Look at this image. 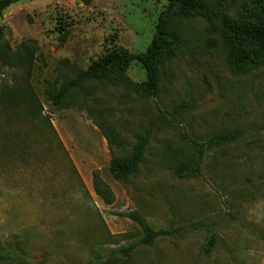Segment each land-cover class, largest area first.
Instances as JSON below:
<instances>
[{
  "label": "rangeland",
  "instance_id": "rangeland-1",
  "mask_svg": "<svg viewBox=\"0 0 264 264\" xmlns=\"http://www.w3.org/2000/svg\"><path fill=\"white\" fill-rule=\"evenodd\" d=\"M244 2L225 0L227 15L254 16ZM168 3L21 0L0 15V264H264V65L235 72L218 24L170 20L181 44L156 97L134 59L122 81L88 80L51 106L54 89L110 52L146 54ZM231 132L238 139L210 147L193 177L194 143ZM146 134L137 171L117 180L112 159H129ZM131 214L179 233L144 246ZM130 246V258L114 253Z\"/></svg>",
  "mask_w": 264,
  "mask_h": 264
},
{
  "label": "trees",
  "instance_id": "trees-1",
  "mask_svg": "<svg viewBox=\"0 0 264 264\" xmlns=\"http://www.w3.org/2000/svg\"><path fill=\"white\" fill-rule=\"evenodd\" d=\"M20 1L0 0V15ZM244 3H247L248 6L255 5L257 13L250 18L233 19L227 15L225 0L220 1V4L215 7L211 0H169L166 10L159 18L156 33L146 54L139 57L132 56L122 49L110 52L87 71L80 72L74 81L62 84L60 87L54 89L51 94L52 108H61L70 90L74 88L81 89L83 84L88 80H100L104 82L122 81L130 63L134 59H140L147 75V81L140 86L141 90L148 95L156 97L160 91L162 67L175 56L181 44L178 35L170 29V20L176 16H202L207 18L211 23L218 24L228 46L229 62L235 72L244 73L251 68L264 65V0H246ZM3 39L4 29L1 27L0 45ZM187 107H189V104L185 102L179 107V110H185ZM106 136L111 144L112 141L116 142L119 140L112 131L106 132ZM238 137V133L236 132L222 133L212 136L205 144L195 142L194 145L197 153L194 161L188 168L192 176L198 177L202 175V164L206 152L210 147L232 143ZM149 140L150 136L148 134L141 136L133 155L129 159L115 157L112 159L110 171L117 180L124 181L137 171L143 160ZM95 186L96 192L101 198L108 203L112 202L113 194L99 179L98 173L95 174ZM127 217L141 228L144 235L141 244L147 247H152L162 239H174L179 233L177 230L156 231L138 214H131ZM217 241L215 235L210 236L203 249L205 256H210L213 253L217 246ZM134 250L135 246H130L114 253L125 258H130Z\"/></svg>",
  "mask_w": 264,
  "mask_h": 264
}]
</instances>
